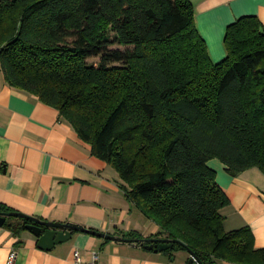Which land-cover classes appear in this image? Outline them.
I'll use <instances>...</instances> for the list:
<instances>
[{"label": "trees", "instance_id": "16d2710c", "mask_svg": "<svg viewBox=\"0 0 264 264\" xmlns=\"http://www.w3.org/2000/svg\"><path fill=\"white\" fill-rule=\"evenodd\" d=\"M224 47L213 63L189 0H0L4 82L57 110L129 201L180 242L173 250L201 264H264L250 228L225 232L229 200L208 167L264 175L263 25L237 19Z\"/></svg>", "mask_w": 264, "mask_h": 264}, {"label": "crops", "instance_id": "0c3cea01", "mask_svg": "<svg viewBox=\"0 0 264 264\" xmlns=\"http://www.w3.org/2000/svg\"><path fill=\"white\" fill-rule=\"evenodd\" d=\"M189 1L215 64L226 57L224 35L229 25L254 16L264 27V0ZM208 167L229 200L221 210L225 232L248 227L254 247L264 250L263 173L252 168L234 178L218 160L210 161ZM118 180L116 172L92 155L91 146L57 110L9 87L0 72V205L43 222L133 240L114 242L72 231L66 241L44 250L27 228L15 234L1 226L0 264H8L11 253L15 254L12 264H89L94 253L98 264H189L191 255L186 250L155 251L148 248L149 243H135L167 238L129 201ZM216 264L234 263L219 260Z\"/></svg>", "mask_w": 264, "mask_h": 264}, {"label": "water", "instance_id": "95a60500", "mask_svg": "<svg viewBox=\"0 0 264 264\" xmlns=\"http://www.w3.org/2000/svg\"><path fill=\"white\" fill-rule=\"evenodd\" d=\"M28 218L19 213H0V227L4 225L7 218ZM34 225L27 226V229L38 238V246L44 250H50L54 245L66 241L72 231L85 232L100 238L111 240L121 243H133V240L117 238L114 236H108L99 234L97 232L86 230L85 228L74 226L70 224H59L51 222H43L34 218H29ZM135 243L146 244L149 243V249H155V251H167L173 249L175 244H180L177 240L172 239H151V240H138ZM189 264H201L199 259L191 254Z\"/></svg>", "mask_w": 264, "mask_h": 264}, {"label": "built area", "instance_id": "2783aa9c", "mask_svg": "<svg viewBox=\"0 0 264 264\" xmlns=\"http://www.w3.org/2000/svg\"><path fill=\"white\" fill-rule=\"evenodd\" d=\"M74 257H75V260L77 262H80L79 253L78 252H75ZM14 258H15V254L11 253L10 256H9L8 264H12L13 261H14ZM89 264H98V255L97 254L94 253L92 255V258H91V261H90Z\"/></svg>", "mask_w": 264, "mask_h": 264}, {"label": "rangeland", "instance_id": "374dc122", "mask_svg": "<svg viewBox=\"0 0 264 264\" xmlns=\"http://www.w3.org/2000/svg\"><path fill=\"white\" fill-rule=\"evenodd\" d=\"M211 59V58H210ZM89 62H91V63H95V61H89Z\"/></svg>", "mask_w": 264, "mask_h": 264}]
</instances>
